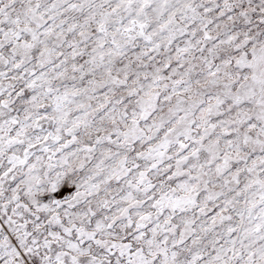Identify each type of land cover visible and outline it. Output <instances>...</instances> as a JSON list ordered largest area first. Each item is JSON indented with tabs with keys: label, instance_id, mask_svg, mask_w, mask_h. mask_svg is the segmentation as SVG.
<instances>
[{
	"label": "snow or ice",
	"instance_id": "snow-or-ice-1",
	"mask_svg": "<svg viewBox=\"0 0 264 264\" xmlns=\"http://www.w3.org/2000/svg\"><path fill=\"white\" fill-rule=\"evenodd\" d=\"M0 264H264V0H0Z\"/></svg>",
	"mask_w": 264,
	"mask_h": 264
}]
</instances>
